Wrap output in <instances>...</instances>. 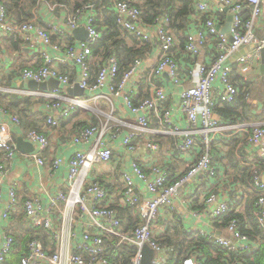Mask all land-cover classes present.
Wrapping results in <instances>:
<instances>
[{
	"label": "built area",
	"instance_id": "built-area-1",
	"mask_svg": "<svg viewBox=\"0 0 264 264\" xmlns=\"http://www.w3.org/2000/svg\"><path fill=\"white\" fill-rule=\"evenodd\" d=\"M198 12L200 25L186 34L183 52L193 58V63L184 67L179 64L174 52L178 49L175 33L167 26L166 18H156L146 23L142 18L141 8L128 0H110L111 10L120 27L143 43L154 44L153 59L146 65L141 57H136L121 79L115 83L118 72V61L115 56L102 60L96 82L89 83L90 45L101 37L94 24L93 14L80 11L66 20H52L47 27L33 21L19 22L10 16L0 2V36L16 34L33 46L40 41L44 46L63 52L62 57H54L46 50L42 53L43 63L38 66H26L19 69L21 80L36 82L57 79L59 87L46 93L54 96L41 106L45 123L55 129L62 119L68 117L76 108H89V102L105 98L113 108L114 101L120 99L123 106L135 116L136 123L130 128L123 124L109 125L106 122L84 127L72 135L76 144L89 143L86 149L74 151L67 159L61 156H44L42 152L51 146L50 137L37 130H26L24 140L33 145V150L25 156L35 166L44 169L48 174L57 172L65 166L64 186L57 187L54 192L28 195L23 201L24 219L29 226L45 231L47 243L32 238L27 244V253L19 258L18 264H109L104 245L105 236H115L117 243H125L134 247L130 264H143L142 248L147 245L155 252L153 262L159 263L164 254L163 247L154 239L155 228L160 208L170 206L177 197L182 185L189 178H216L217 170L212 163L208 151L217 122L213 108L220 102L231 103L235 100L238 88L230 81L232 64L228 58L241 47L255 44V49L238 57V70L249 71L260 60V48L264 47V38L258 39L255 34L256 21L263 12L264 0H215L225 6L231 15L229 33L221 32V21H216L211 13L212 8L207 0H193ZM249 9V17L243 19L242 13ZM206 15L204 20L202 17ZM83 26L87 32L86 39L75 41L74 45L66 43V35L73 29ZM264 28V16L262 19ZM230 34L231 39L228 38ZM53 36L56 40L53 41ZM207 37L214 38L217 53L211 61H200L204 55L203 48ZM54 59L77 67L79 87L83 88L82 96L59 95L61 90L73 87L76 78H71L67 70H62L53 63ZM2 58L0 56V62ZM148 69L153 78L160 81L164 74L168 76L171 86L179 88V111L188 124L185 131L176 132L181 136L177 142L180 152H191L196 148V139L200 138L206 147L196 158L188 170L181 176L172 177L161 166L152 163L145 171L141 164L132 162L130 170L122 172V187L111 195L94 179L89 178V171L94 166L107 165L112 162L113 152L109 141L121 136V144L127 152H135L141 145L134 142L135 137L147 131L149 116L160 111L162 121L166 125L172 123V109L164 105L168 98L167 86L154 80L148 82V96L134 102L129 96V87L140 81L141 73ZM219 80L221 90L214 94V81ZM97 90L103 92L96 94ZM24 92V90H17ZM19 118L0 106V264H3L12 251L14 238L9 230L10 218L17 203V190L20 179L10 181L7 196L4 198V180L9 174L18 151L12 139L13 128L20 129ZM246 131L245 144L256 153V157H264V125L254 124ZM150 150L158 146L150 142L145 145ZM253 186L259 190L254 203V214L258 223L264 228V173L253 169ZM223 176V175H222ZM221 176V177H222ZM135 177L140 180L144 190L153 196L142 200L135 192ZM210 208L208 219L204 225L192 231L222 245L230 252L247 251L257 247L255 240L238 230L237 222L232 219L226 226L231 238L217 233L215 221L230 208L229 196L224 191H209L204 200ZM117 207L137 206L140 222L131 233L124 231L118 217ZM201 212L193 210L192 216ZM83 222L82 226L78 224ZM191 231V232H192ZM184 264H200L197 255L191 254Z\"/></svg>",
	"mask_w": 264,
	"mask_h": 264
},
{
	"label": "crops",
	"instance_id": "crops-1",
	"mask_svg": "<svg viewBox=\"0 0 264 264\" xmlns=\"http://www.w3.org/2000/svg\"><path fill=\"white\" fill-rule=\"evenodd\" d=\"M212 8L211 13L216 21H221V32L227 30L226 26L231 22V15L228 9L216 2L215 0H207ZM38 14L46 27L52 20L63 21L66 20V13L61 9L58 12L53 11L50 6H45L39 9ZM198 12L195 11L191 16V21L188 23L193 26V30L197 29L200 25L198 19ZM263 12L256 21L255 34L258 39L264 38V28L262 26ZM226 33V32H224ZM132 35V34H131ZM72 38V42L75 43L78 39L71 32L68 34ZM178 40V39H177ZM54 41V40H53ZM215 41L212 37H207L205 46L203 48L204 55L199 59L200 61H211L215 57L217 51L214 46ZM231 54L228 58L230 64H232V70L230 72V81L237 87L241 84H246L252 90L251 95L247 96L248 107L243 111L241 107L236 108L234 111H229L227 106L219 103L214 109L213 115L217 122V128L215 130L214 137L209 144L208 151L212 158V163L217 170V177L212 178H189L180 188L177 197L173 200L170 206L160 208L157 221L154 225L155 232L159 235L168 233V223L176 221L182 227V230L190 232L199 226L204 225L208 219L210 208L205 205L204 200L209 191H224L230 198V204L237 203L236 210L243 208L248 190L243 183H240L236 177L239 175L241 168L245 167L252 161H256L259 157H256V153L251 150L245 144L246 131L249 126L254 124L264 125V121L261 119L262 103L260 99H253L252 93L255 95L264 93L263 76L259 71L260 60L256 62L253 67L246 73H241L238 70V57L242 54L249 53L255 49V44H249L244 46ZM155 48V47H154ZM174 52L179 64L186 67L188 64L193 63V58L188 57L179 51ZM47 51L53 54L54 57H62L63 52L52 49L50 46H43L40 41H36L33 46H29L28 43L22 40L19 50L2 49L0 50V56L2 58L0 62V91L15 92L29 96L33 101L32 119L39 121L40 132L48 135L52 141L51 146L44 150L42 154L44 156H61L67 159L74 151L78 149H86L89 146L87 144H76L72 141V135L78 130L82 129L83 122L92 124L96 118L97 123L109 121V125L123 124L126 128H130L135 125L136 120L122 104L120 99L114 101L113 108L105 98H99L98 101L89 102V108L82 109L76 108L70 115L61 120L59 126L55 129H51L46 123L43 112L40 110L43 103L49 99L55 98L54 96H46V93L51 91L40 92L28 88L27 80L23 81L20 77L15 79V85L13 87H6L4 85V79L11 70H16L22 66H37L43 63L42 53ZM153 52L147 53L142 58L144 65L148 64L153 59ZM53 63L61 69H68V71L76 70L77 67L73 64L63 63L54 59ZM140 81L132 84L129 89V96L133 99H140L148 96V82L152 79L157 83L162 82L167 86L168 98L164 105L172 109V123L173 125H166L162 121V114L160 111H154L149 116V123L147 131L143 132L139 136L135 137L134 142L141 145L139 150L135 152H127L121 144V136L114 140L109 141V145L113 152L112 162L107 165L94 166L89 171V178L94 179L100 183L105 189L108 195H111L118 188L122 187L121 175L122 172L130 170V164L137 162L143 166L145 171L149 170V166L155 163L162 168L166 169L172 177H178L183 175L193 161L200 156L206 149L200 138L196 139V148L191 152H180L176 145L181 136L176 132L185 131L188 129V124L179 111V88L171 86L168 76L163 75L160 81L157 78H153L148 69L141 73ZM24 82V85L20 87L19 82ZM219 80L214 81V94L216 95L221 89ZM18 89L24 90V92L17 91ZM240 91V89H238ZM103 92V90H97L96 94ZM147 92V93H146ZM59 95H69L67 90H61ZM238 94V93H237ZM262 97V95H261ZM246 113V115H244ZM248 118V119H247ZM91 122V123H90ZM95 123V124H97ZM12 139L15 142L17 138L22 137L24 140V132L28 130L21 123L20 129L13 128ZM26 141V140H25ZM235 142L233 147L232 143ZM146 142L156 144L157 150H150L145 145ZM232 145V146H231ZM34 148V147H33ZM17 149V148H16ZM232 150V151H231ZM18 155L11 165L10 171L6 179L4 180V190L7 196L8 185L11 180L20 179V188L17 190V203L14 213L10 218L9 230L15 233H23L24 227L29 226L27 221L23 217V201L28 195L40 194L45 196L46 193H51L56 190L57 187L64 186L65 166L57 172L48 174L46 170L37 168L33 161L25 156L27 152H21L17 149ZM230 151L233 153L230 155ZM264 173V172H263ZM223 175V176H222ZM222 176V177H221ZM251 193V189L248 190ZM135 192L142 199H148L153 195L144 190V186L140 180L135 177ZM201 212L192 216L190 212L197 209L198 206ZM3 206V200H0V208ZM118 208V207H117ZM136 210V209H135ZM119 213H123L118 208ZM138 211V209H137ZM136 212V211H135ZM137 213V212H136ZM124 220V216H123ZM84 221L78 224L82 226ZM123 223V222H122ZM123 226L126 227L123 223ZM218 228V227H216ZM220 234L224 237L231 238V234L227 232L226 227L221 228ZM129 233V232H128ZM189 238V236L187 237ZM259 246V239H253ZM14 249V247H12ZM155 258V257H154ZM153 258V259H154ZM153 259L150 264L153 263ZM166 259V257H165ZM11 261V260H10ZM10 264V263H8ZM13 264V261L11 262Z\"/></svg>",
	"mask_w": 264,
	"mask_h": 264
},
{
	"label": "trees",
	"instance_id": "trees-1",
	"mask_svg": "<svg viewBox=\"0 0 264 264\" xmlns=\"http://www.w3.org/2000/svg\"><path fill=\"white\" fill-rule=\"evenodd\" d=\"M128 1L141 8L142 18L146 23H152L159 17L166 18L167 26L175 33L179 41V51L183 52L184 44L186 42V34L193 30V26L188 24L192 19V14L195 12L193 0ZM0 2L4 4L6 12L17 21H33L42 26L46 25L40 18L38 11L45 6H51L55 12H58V10L62 8L66 13V17L70 18L80 11L91 12L93 14L94 24L99 30L101 37L90 45L91 54L88 62V81L90 84L96 82L97 74L103 59L109 56L116 57L119 66L114 81L117 83L121 79L124 71L129 68L134 58H143L145 54L153 52L154 47L156 46L155 43L141 44L135 36L124 31L117 23L116 16L111 10L110 0H0ZM206 17L208 16L204 15L202 20ZM242 17L243 19L249 17V9H246L242 13ZM212 39L214 40L213 37ZM52 40L55 41L56 37L53 36ZM65 40L68 45H74L70 36L66 35ZM21 42V37L16 34L0 36V50H19ZM184 53L185 52H183V54ZM185 55L190 57L186 53ZM19 69L18 72L16 70H11L6 75L3 80L6 87H13L15 85V79L19 77ZM61 70L62 72H64V70L68 71L66 68ZM68 74L71 78H74L76 76V70H72L71 72H68ZM238 89H240V91H238L233 102L225 103L220 102L218 99L214 105L213 111L219 103L227 106L229 111H234L239 107L245 111L248 107L246 99L247 96L251 95L252 90L245 83L241 84ZM263 94L264 93H261L262 96ZM262 99L263 102L261 99L259 102L263 103L261 119L264 121V96ZM137 100L138 99H133L134 102H137ZM32 105L33 101L29 96L15 92L0 91V106L16 115L20 120V124L22 123L28 130H37L40 132V120L31 118L33 114L30 106ZM244 115H246V113ZM70 116L71 115H69V117ZM92 122L93 123L88 124V126L96 125L95 123H97V119L95 118ZM83 126L87 127V123L83 122ZM235 142L237 141H233L232 143V145L234 144L233 147L235 146ZM231 151L230 155L233 154ZM2 152L3 150H0V153ZM253 169L259 172H264V157L258 158L256 161L254 160L241 168L239 175L236 177V179L240 183H243L248 190L251 189V193H249L248 190L246 191L247 196L243 208L236 210L237 203L234 202L232 205L230 204L229 210L222 216L218 217L214 224L218 227L217 233H219L221 228L226 227L232 219H235L238 230L241 233L246 234L251 240L258 238L260 242L259 246L253 248L249 252H230L213 239L201 236L195 231L186 232L185 230H182V227L178 222L171 221L168 223L167 234H156L154 236L156 242L163 247L164 254L161 257V262H153L152 264H184L187 257L191 254L197 255L200 264H264V228L260 226L254 214V203L260 192L252 185ZM199 207L201 208L202 206L200 205L198 208ZM118 208L121 209L123 213H119ZM118 208L116 206L121 227L124 231L131 233L141 220L140 214L137 211V206H120ZM122 222L126 227L123 226ZM12 235L14 238L12 247H14V249H12L10 253L11 261L8 260L9 256H7L3 264H11L12 261L13 264H18L19 258L27 253V244L32 238L36 237L44 243H47L45 231L41 228L35 229L34 227L26 226L24 227L23 233L12 232ZM188 236L189 238H187ZM117 241L118 238L115 236L104 237L106 256L109 264H130L132 252L135 250L134 247L125 243H120L119 245Z\"/></svg>",
	"mask_w": 264,
	"mask_h": 264
},
{
	"label": "water",
	"instance_id": "water-1",
	"mask_svg": "<svg viewBox=\"0 0 264 264\" xmlns=\"http://www.w3.org/2000/svg\"><path fill=\"white\" fill-rule=\"evenodd\" d=\"M230 26H231V22L227 24L226 26L227 30H223L222 32L229 33ZM72 33L76 37V39L81 40V41L85 40L87 36V32L83 26L73 29ZM228 38L231 39L230 34H228ZM242 48H245V47L244 46L241 47V50ZM259 71L264 79V47L260 48ZM79 78H80L79 76L76 77L75 79L76 82L73 85V87L66 88L69 95L82 96L84 94L83 88L79 87L78 85ZM18 85L22 87L24 85V82L21 81L18 83ZM27 86L28 88L33 89L35 91L46 92V91H51L55 88H58L59 82L57 79H54V78H50L47 81H43L39 83L34 80H29L27 82ZM16 148L21 152H30L33 150V145L30 142L23 140L22 137H19L17 138V141H16ZM218 234L221 235L220 232ZM142 253H143V260H142L143 264H150L152 259L155 257V252L152 249H150L147 245H144L142 248Z\"/></svg>",
	"mask_w": 264,
	"mask_h": 264
},
{
	"label": "rangeland",
	"instance_id": "rangeland-1",
	"mask_svg": "<svg viewBox=\"0 0 264 264\" xmlns=\"http://www.w3.org/2000/svg\"><path fill=\"white\" fill-rule=\"evenodd\" d=\"M261 82H263V81H261ZM263 83H264V82H263ZM18 90H19V89H18ZM263 96H264V94H263ZM263 96H262V97H263ZM262 97H261V94H260V90H259V94H258V95H255V92L252 93V98H253V99H255V98L257 99V98H258V99H261V101H262V100H263ZM262 102H263V101H262ZM262 104H263V103H262ZM155 233H156V232H155ZM156 234H157V233H156ZM10 255H11V254L9 253V254H8V256H9V257H8V260H9V261H10V258H11Z\"/></svg>",
	"mask_w": 264,
	"mask_h": 264
},
{
	"label": "bare ground",
	"instance_id": "bare-ground-1",
	"mask_svg": "<svg viewBox=\"0 0 264 264\" xmlns=\"http://www.w3.org/2000/svg\"><path fill=\"white\" fill-rule=\"evenodd\" d=\"M143 263V262H142Z\"/></svg>",
	"mask_w": 264,
	"mask_h": 264
}]
</instances>
